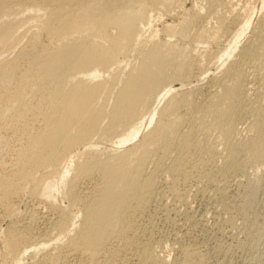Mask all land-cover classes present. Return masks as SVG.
<instances>
[{
    "label": "bare ground",
    "instance_id": "bare-ground-1",
    "mask_svg": "<svg viewBox=\"0 0 264 264\" xmlns=\"http://www.w3.org/2000/svg\"><path fill=\"white\" fill-rule=\"evenodd\" d=\"M210 1V6L228 5L225 0ZM179 2L0 0V207L5 217L13 219L0 234L4 251H0V264H30L28 257L37 259L41 252V264H70L74 255L95 264H113L120 247L128 245L136 246L141 261L150 260L155 247L152 250L150 241H138L136 213L159 199L155 198L159 192L156 177L164 158L176 150L178 155L167 173L168 177L181 173L188 153L203 152L204 140L210 144L207 139L213 133L209 136L207 132H217L220 142L208 145L206 154L215 160L220 155L215 145L223 144L227 171L238 167L243 155L255 174L264 167V105L249 98L242 72L248 59L264 67V36L258 34L256 44L240 48L237 60L224 68L223 79L218 80L220 89L203 103L195 95L202 94L201 86L196 87L198 91L183 88L196 76V65L199 70L205 64L194 55L199 50L189 49L184 41L206 43L222 35L227 26L216 10L213 26L205 23L203 10L208 0L204 6H192L176 22L156 26ZM243 11L235 14L238 18L234 15L241 21L228 45L214 52L221 66L239 49L253 23L254 14ZM161 32L167 38H159ZM206 51L197 53L204 58ZM249 103L251 109L246 107ZM183 108L194 115L190 117L187 109L182 113ZM247 115L252 117L247 129L255 134L244 139L239 125ZM186 122L189 128L183 130ZM201 130L207 134L198 133ZM9 133L17 138L15 144L6 142ZM195 133L209 138H196ZM96 136L111 140V148H100ZM8 150L10 163L2 154ZM151 161L156 167L149 173ZM4 166L12 169L7 171ZM93 175H98V183L93 190H84L82 182ZM26 190L58 211V219L43 234L26 231L19 224V206L11 202ZM56 192L62 193L67 206L55 204ZM249 196L247 204H253ZM37 216L30 211L31 222ZM192 254L186 249L185 264H204L207 259L194 261Z\"/></svg>",
    "mask_w": 264,
    "mask_h": 264
},
{
    "label": "rangeland",
    "instance_id": "rangeland-1",
    "mask_svg": "<svg viewBox=\"0 0 264 264\" xmlns=\"http://www.w3.org/2000/svg\"><path fill=\"white\" fill-rule=\"evenodd\" d=\"M179 1L181 3L180 2H179L180 4L176 3L178 6L174 4L173 6L175 7H172L174 8L173 10L171 9L172 12L170 11L171 12L170 14H168L169 12L166 13V15L164 14L165 16L162 17L163 19L161 18L159 21H157L156 26L160 28L162 23L165 21L169 23L173 21L176 22L177 20L182 18L183 14L187 10L192 8V6H194L195 4L206 5L207 3V0L206 1L179 0ZM208 1L209 4H207L206 6L202 5L204 6L205 9L207 8L206 9L207 11L203 10L204 11L203 15L205 13L207 14L206 16L204 15V17H206L207 19V20L205 19L207 22L204 20L205 23H207L209 27L213 26V24L217 20L216 17L219 15L225 19L227 27L224 29L223 33L221 32L222 35L220 34L219 37L208 38L209 41H207L208 40L207 39L206 40L207 42L205 41L206 43L203 44L197 43L195 41H190L193 42L191 44L188 43L189 41L187 40L184 41L185 46L189 45L188 46L190 47L189 49L192 50L198 49L199 51L197 52L200 53L206 48L208 54L211 53V55H208L206 51V57L204 55L205 61H202V59L204 60V58L203 56L200 55L201 53L199 54L194 51L195 57L199 59L200 62L205 63V64L202 63V65L204 66L201 67L199 66L200 67L199 70L203 69L202 70L203 72L202 71L199 72L198 67L196 65L195 74L196 76H198L199 74V76L198 77L194 76L195 78L194 77L192 78V81L190 83L191 86L186 85L183 87L184 89L185 87H187L188 89L195 88L194 91H198L197 88L201 86L202 88L200 90L202 94H199L198 91L195 92L196 93L195 95H199L196 97H199L198 99L200 101L203 100L204 102L210 99V97L213 95L216 89L217 90L220 89L219 81H221L220 80L221 78L223 79V74H225L224 68L227 65H229L231 61L237 60L240 53L239 52L240 48L252 42L256 44L257 42L254 41H258V39H256L258 38L257 37L258 34L264 36V28L262 30L263 31L262 33L259 29V26H261L264 23L263 22L264 8H262L261 0H225L230 2V3L227 2L228 5L225 6L226 9L225 7L224 8L221 6L218 7L217 5H211L213 6L211 7L210 6L211 1L210 0ZM222 8L224 9L223 11ZM252 9L257 10V11L255 10V14H254V10ZM210 10L213 11L210 12ZM214 10H216V12ZM241 11H243L242 14L246 13L245 15H247L246 11H248V13L254 14L252 15L253 23L248 29L249 31L241 39L242 41L241 44L239 45L240 46L239 49H237L234 55L224 65L221 66V62L216 60L217 58L214 56V52L217 51V53H219L220 50H222L225 46L228 45L229 42L228 40H230L231 38L230 34L234 30H236V28H238L237 25H239L238 23L239 19L236 18H238L237 16H239L238 14H240ZM214 12L219 14L218 15L213 14ZM212 14L213 16H211ZM234 15L236 18L234 17ZM242 19H243V15H242ZM240 21L241 19L239 20V22ZM261 21L263 22L262 24ZM255 27L257 30L254 29ZM25 28H23L22 30H25ZM193 29L197 30L198 28L194 27ZM32 30H34V28L31 29L30 32ZM195 31L192 32V34H194ZM258 31H260V33ZM252 32L254 33V35H252ZM158 37L163 39L166 36L161 32L159 33ZM177 39L172 38L173 41L176 40V42H178ZM184 42L182 41V43ZM194 42L196 43V45ZM196 55L200 57H197ZM207 55L210 57L211 56L215 57V59L212 57L210 58ZM245 62L246 63L245 64L243 63L242 65L243 67L242 72L245 73L244 77H246L247 79L246 82L248 83V88H249L248 89L249 98L252 100L253 103L256 100L257 101L255 103H258L260 102L259 100H261L263 101V103L262 102L261 103L264 105V67H261L257 63H255V59L254 61L248 59ZM199 77L202 80L197 81ZM176 85L180 87V82L179 83L177 82ZM203 95L205 97H203ZM205 98L207 100H205ZM246 107H248V109H251L252 105L249 103ZM187 108H183L182 113L183 112L187 113L186 112ZM187 110L188 112L190 111L189 109ZM189 113L191 115V116L189 115L190 117L194 115L191 114L192 113L191 111ZM194 117L195 116H193L192 120L194 119ZM249 117L250 116L248 117L244 116L243 118L244 120H242L239 125V128L240 129L242 128L244 131V132L242 131V136H241L244 139H247L248 136L249 138H251L255 134L254 132L252 131L250 132V130L248 131L247 129L252 121V117L250 119ZM184 127H186V129L189 128L187 122L186 124L183 125L182 127L183 130H185ZM203 132L204 131L201 130L198 133L202 134ZM207 133L208 135L209 133L210 134L213 133L211 135L213 140L212 138L207 139V141L209 140L208 143L210 144L211 143L215 144V142L217 143V141H215L219 139L217 132L215 133L211 131ZM207 133L205 132L203 134H207ZM201 134L200 135L198 134L199 136H197V133H195L196 138L204 137V135ZM11 135L13 134L12 133H9V135L6 134L5 140L6 142L9 141L10 143L15 144L17 142V138H12ZM205 136L209 138L210 135L209 136L205 135ZM95 138H97L95 139L96 141L97 140L100 141L99 142L100 148H105V149L111 148L112 146L111 140L108 139H105L107 141H105L104 139L99 140L97 136ZM218 141L220 142V140ZM206 143L207 142L204 140V147L206 146L209 147L208 145L210 144L207 145ZM207 147L204 149L205 150L208 149ZM215 147L218 148L217 150L220 153L219 155L220 157L216 156L215 160L211 159L208 153L207 156L206 154L207 151H205L204 149H203L204 153L202 151L198 152V150L197 153L195 150H194L195 152L193 150L190 151L183 162V168L185 169H182L183 171H181V173L179 171L178 173H175V175L173 174L174 177L171 173H169L171 174V177L170 175L168 177L167 167L170 168V166L172 165L171 163L175 161L178 155L177 151L172 150L171 151L172 153L166 156L167 158H164L161 164V166L163 165V167L160 166L161 168L158 169L161 170L160 171L161 174L159 173V171L156 174L158 175L159 173L160 175V176L158 175L159 178L156 177V182L158 183L156 184L157 185L156 187L157 188L160 187V188L159 189L156 188V190H158L159 192H157L158 196L156 195L157 197H155L159 199H154L153 200L154 203H151L150 206H147V208H145L147 209L146 211H144L143 209V211L141 210L142 212L140 211L141 213L138 212L136 213L135 216V224H136L135 226H137L135 227V229L139 230V232L138 230H136L137 239H140L138 241L141 243L142 242L145 243L148 241L151 242L152 250L155 247V249L153 250L154 253H152L153 257L151 256V259L148 261H144V260L141 261L142 259L140 256H138L139 254L137 252L138 250H136V246L132 245L133 247H131V245H128V247L126 246L124 247L126 250L123 247H120L121 251L119 250V253H121L122 255L121 254H119V256L117 255L115 258V262L113 264H146V263L152 264L153 262L154 264L155 263L183 264L185 262L184 260L185 258L183 256H185L184 254H186V249L187 250L189 249L190 254L192 253H193L192 255L195 254L194 257H192V259L194 258V261H198V259L200 261L201 258L205 259L206 256V258L208 259L205 260L207 262L206 264H264V167L261 168V170H259L260 174L258 173L259 175L258 176L257 174H255V168L251 166L252 164L245 162V160L247 161L245 157L244 160L242 159L244 156L243 155L240 156L241 159L239 158L241 161L240 165L232 171H227L229 169V166L225 161V158L227 157L226 156L227 151H225L224 148L225 146L223 144L221 145L220 143H218L215 145ZM2 154L9 159L8 162L10 163L11 159L9 157L11 156V152L8 150L7 153H2ZM155 160L156 158L153 161L155 162ZM243 161L247 164H244ZM154 162L152 163L151 161L149 162L150 164L148 163L149 166L147 165V167H149L147 168L149 170V171L147 170L149 173L150 171L155 169V168L153 169V167H156L155 165L156 163ZM151 163L154 165H152ZM0 167L2 168L1 165ZM4 167L6 168L7 171H10V169H12V167L10 166L9 167L4 166ZM92 177L88 178V180L85 179L84 182H82L84 190L89 189L91 191V189L93 188L92 186L94 184L96 185L95 181L99 180L98 175H93ZM26 191L28 194L25 193ZM26 191H23L24 193L22 192V194H20L18 198L14 197L16 199L13 198L14 200L12 199L13 201L10 202L11 203L14 202L15 204L17 203L16 206H19L20 213L18 219L20 220V222H22V223L19 222V224L23 225V226L21 225V227L25 228L24 230L32 231L33 233H36L38 235L43 234L47 230V228L52 226L54 222H56V220L58 219L59 217L57 214L58 211L51 208L49 202L46 199H42L36 196L35 198L28 190ZM60 194L62 193L59 192L57 193L58 200H56L55 204L59 207L67 206L68 205L67 200L63 199V196L61 197ZM159 195H163V196H159ZM248 196L252 197L253 204L252 203L247 204V200L249 199ZM0 208H1L0 209V234H1L3 231H6L9 228V226L12 224L13 219L12 218L9 219L10 218L9 216L5 217L7 215L4 207L1 206ZM32 210L35 211L38 215L37 216L38 218L34 223L31 222L29 218L30 211ZM27 225L30 227H28ZM253 228L255 230H257L258 228L259 232L254 233ZM0 240L2 241L1 236H0ZM0 251L4 253L2 242H0ZM2 252H0L1 256H2ZM41 253L40 255L39 253L37 254V259L36 256L34 257L33 255H30L31 257L30 256L28 257L27 262L29 261L30 264H34V263L41 264V262H39V260H41L40 257L43 256V253L42 254ZM2 258L3 257L0 258L1 263L3 262ZM70 258H71L69 259L70 264L94 263V262L92 263L91 261H86V259L83 258L81 255L80 256L74 255ZM152 258L154 260L151 262ZM164 258L167 261L166 260L164 261L163 260ZM156 261L159 263H157ZM160 261H163V263H161ZM96 264H102V263L97 262Z\"/></svg>",
    "mask_w": 264,
    "mask_h": 264
}]
</instances>
